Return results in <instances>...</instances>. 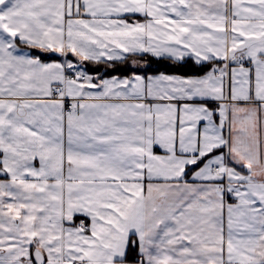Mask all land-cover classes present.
<instances>
[{
    "label": "snow or ice",
    "instance_id": "6c2138e0",
    "mask_svg": "<svg viewBox=\"0 0 264 264\" xmlns=\"http://www.w3.org/2000/svg\"><path fill=\"white\" fill-rule=\"evenodd\" d=\"M0 264H264V0H0Z\"/></svg>",
    "mask_w": 264,
    "mask_h": 264
}]
</instances>
